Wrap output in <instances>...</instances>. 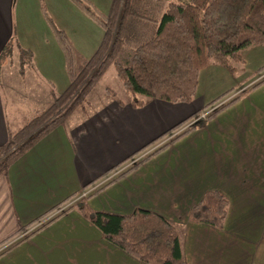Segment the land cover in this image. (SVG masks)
<instances>
[{
	"label": "crops",
	"instance_id": "obj_1",
	"mask_svg": "<svg viewBox=\"0 0 264 264\" xmlns=\"http://www.w3.org/2000/svg\"><path fill=\"white\" fill-rule=\"evenodd\" d=\"M17 1L0 0V147L25 125L24 113L29 118L39 110L18 106L25 103L8 93L1 64L9 47L13 58ZM63 62L67 75L65 55ZM223 102L208 109L211 114L227 104L204 127L151 155L165 145L160 140L127 161L206 104L192 112L183 103L150 100L135 108L113 100L71 113L0 178V243L10 239L0 250V264H144L69 210L81 197L95 211L128 215L142 209L173 223L185 264H264V83L250 82ZM208 191L229 201L221 230L188 220L190 208Z\"/></svg>",
	"mask_w": 264,
	"mask_h": 264
},
{
	"label": "trees",
	"instance_id": "obj_2",
	"mask_svg": "<svg viewBox=\"0 0 264 264\" xmlns=\"http://www.w3.org/2000/svg\"><path fill=\"white\" fill-rule=\"evenodd\" d=\"M136 23L152 26L153 32L134 48L129 60H118L116 56L123 43L134 38L133 25ZM104 26L106 31L103 44L88 60L71 46L69 49V39L59 31L69 85L58 97L52 92V103L47 108L35 110L19 131L8 135L5 145L0 147V178H7L11 164L54 127L64 122L73 110L84 108L82 105L89 88L110 60H113L117 78L126 92L133 97L140 95L145 98L132 100L131 106L135 108L150 100L190 103L195 95L199 72L212 61L235 73L236 68L231 64L244 63V50L264 46V0H169L158 19L147 14L143 0H113V10ZM263 69L261 67L258 72ZM221 98L223 97L219 96L206 104L204 109H208ZM69 99L71 101L67 108L58 114L59 106ZM218 111L211 113L205 120L197 119L201 111L196 112L135 155L176 131L184 123L197 119L185 132L156 153L160 152L190 131L204 127ZM141 163L136 164L130 171ZM116 168L110 169L99 178ZM99 178L84 188H88ZM79 194L68 198L51 211ZM86 200L81 197L69 210H76L96 227L106 242L144 264H185L180 234L173 223L142 209H136L128 215L95 211L88 207ZM228 206V199L220 192H205L200 201L190 208L188 220L221 230ZM42 218L20 227L16 234L24 232ZM8 240L10 239L0 245Z\"/></svg>",
	"mask_w": 264,
	"mask_h": 264
},
{
	"label": "rangeland",
	"instance_id": "obj_3",
	"mask_svg": "<svg viewBox=\"0 0 264 264\" xmlns=\"http://www.w3.org/2000/svg\"><path fill=\"white\" fill-rule=\"evenodd\" d=\"M143 1L147 14L158 19L165 11L169 0ZM17 7L18 19L12 39L15 44L13 58L12 52L9 53L10 45L9 52L2 54L1 58V64L4 62L7 67V91L15 97L19 96V99L22 97L25 104L20 105L21 101L17 104L25 111L42 110L52 103L51 91L58 97L68 86L63 62V45L60 43V34L58 36L57 31L65 32L71 43L67 44L69 49L72 47L86 60L90 59L103 44L106 31L104 23L113 10V0H18ZM133 31L134 38L123 43L120 53L116 56L118 60H129L134 48L151 36L153 27L136 23L133 25ZM242 53L244 63L231 64L236 68L235 73H231L214 61L199 72L194 98L185 105L189 111L193 112L200 103L205 105L222 96L223 98L216 104L220 105L229 97L240 94L250 82L251 85L264 83V69L258 72L261 67L264 68V46L250 47ZM112 62L113 60L108 61L102 74L94 80L86 94L82 110L87 108L90 112L113 100L131 102L145 99L140 95L133 97L126 92L117 78ZM22 74L25 75L24 78ZM70 101L71 99L66 100L59 106L58 114L63 113ZM208 109L203 108L196 118L205 120L210 114ZM77 110L80 108L71 113ZM24 115L23 120L28 121L30 117L28 118L25 113ZM196 118L181 125L179 129L164 137V140L161 139L165 143L164 146L180 135L183 129L187 130L191 124H194ZM157 151L158 149L151 155ZM178 231L180 233L179 228ZM6 244L8 241L0 245V250ZM261 258L264 260V252Z\"/></svg>",
	"mask_w": 264,
	"mask_h": 264
}]
</instances>
